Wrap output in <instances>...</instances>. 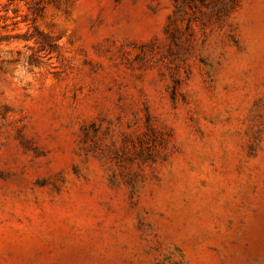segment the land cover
<instances>
[{
    "label": "rangeland",
    "instance_id": "374dc122",
    "mask_svg": "<svg viewBox=\"0 0 264 264\" xmlns=\"http://www.w3.org/2000/svg\"><path fill=\"white\" fill-rule=\"evenodd\" d=\"M0 17V264H264V0Z\"/></svg>",
    "mask_w": 264,
    "mask_h": 264
},
{
    "label": "trees",
    "instance_id": "16d2710c",
    "mask_svg": "<svg viewBox=\"0 0 264 264\" xmlns=\"http://www.w3.org/2000/svg\"><path fill=\"white\" fill-rule=\"evenodd\" d=\"M2 19V17H0V20ZM35 30H37V28L35 27ZM41 44V47H43V50H48L50 52H52L54 50V47L52 45H50L49 43L44 42H39Z\"/></svg>",
    "mask_w": 264,
    "mask_h": 264
}]
</instances>
